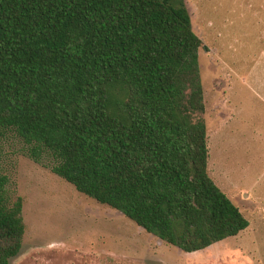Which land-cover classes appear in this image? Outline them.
<instances>
[{
    "label": "trees",
    "instance_id": "obj_1",
    "mask_svg": "<svg viewBox=\"0 0 264 264\" xmlns=\"http://www.w3.org/2000/svg\"><path fill=\"white\" fill-rule=\"evenodd\" d=\"M201 45L182 0H0V135L183 252L235 236L248 221L207 171ZM22 205L0 172V264Z\"/></svg>",
    "mask_w": 264,
    "mask_h": 264
},
{
    "label": "rangeland",
    "instance_id": "obj_2",
    "mask_svg": "<svg viewBox=\"0 0 264 264\" xmlns=\"http://www.w3.org/2000/svg\"><path fill=\"white\" fill-rule=\"evenodd\" d=\"M182 2L202 42L207 171L248 226L183 252L34 162L18 138L0 135V172L23 199L22 245L10 264H264L263 0Z\"/></svg>",
    "mask_w": 264,
    "mask_h": 264
},
{
    "label": "crops",
    "instance_id": "obj_3",
    "mask_svg": "<svg viewBox=\"0 0 264 264\" xmlns=\"http://www.w3.org/2000/svg\"><path fill=\"white\" fill-rule=\"evenodd\" d=\"M255 3H256V2H255ZM255 3H254V4H255ZM255 5H256V4H255ZM259 5H260V6H257V5H256V7H261V6H262V7L264 8V0H263V2H262L261 4H259ZM259 20L261 21V22H258V25H260V26H258L257 28L255 27V28H256V30H257V29H258V30H264V19H263V18H260Z\"/></svg>",
    "mask_w": 264,
    "mask_h": 264
}]
</instances>
